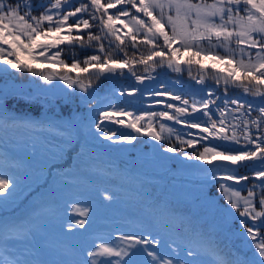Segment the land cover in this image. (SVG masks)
<instances>
[{"label": "trees", "instance_id": "16d2710c", "mask_svg": "<svg viewBox=\"0 0 264 264\" xmlns=\"http://www.w3.org/2000/svg\"><path fill=\"white\" fill-rule=\"evenodd\" d=\"M33 1L31 14L34 16H39L45 7L54 2L31 0ZM3 2L7 4L8 0ZM74 3L79 6L78 0H74ZM109 11L115 12L116 9ZM71 23L70 18L69 24ZM114 26L121 29L122 35L126 33L122 23L114 22ZM166 30L170 34V29L166 27ZM66 31L65 29L60 36L63 37ZM91 31L95 33L97 28L93 27ZM56 38L53 35V39ZM125 40V47L131 58L134 50L127 37ZM37 43H51V40L41 37ZM159 43H163L162 39ZM203 43L207 47V42ZM60 47L64 49L61 59L69 68L54 64L45 65L44 70L84 78L86 73L70 70L73 52L76 59L83 60L92 54V49L81 50L79 46L67 43ZM138 47L136 59H139L140 53L147 55L144 45ZM215 51L223 54L221 49ZM120 55L123 56L122 53ZM21 59H26V54H21ZM156 59L158 62L159 58ZM188 61H192L191 65ZM173 63L180 66V72L168 68L165 59L164 66L157 64L154 71L149 67L145 72L142 65H136L135 76L128 69H124L122 73L118 70L107 79L94 81L87 92L74 86L61 94L58 90L55 92L48 88L47 83L39 76L17 72L0 61V108L13 118L53 123L61 129V134L55 139L50 131L39 127L34 131L10 127L0 129V175L10 176L19 184L16 195L0 205V221L17 224L23 222V226L31 230V235L26 239L11 241L7 246L0 245V259L19 258L30 264H84L88 259L87 253L94 251L97 244L119 245L121 242L118 237L123 234H150L149 238L160 241L156 251L167 257L176 255L173 249L181 256L185 255L188 247L199 246L203 249L212 239L251 255V251L245 246L244 237L238 233L239 220L242 218L235 209L231 210L235 219L228 215V203L213 195L218 193L219 180H213L210 172L206 171L214 169L217 163H225L229 167L232 165L221 161H213L210 165L187 158L202 151L204 145L227 142L209 137L208 140L198 142L195 148L181 145L177 135L185 140H198L204 134L199 129H188L183 123L174 124L160 117L153 118L152 124L157 132L161 125L165 126L161 133L162 140H154L152 136L142 134L148 127L146 121H141V133L106 122L101 128L108 127L111 132L116 133L108 141L100 140L102 132H107L108 129L103 128L98 133L94 126V122L98 120L97 110H112L110 106L139 116L154 111L174 114V110L166 105H182L180 101L172 100L171 94L181 95L191 103L193 100L199 102L208 98L207 93L211 91L215 93L213 99L218 96L222 100L225 86L223 80L217 84L215 76H226L229 70L235 68L234 63L228 65L211 55L201 53L197 56L193 52L183 51L176 54ZM33 67L36 71L40 70ZM201 70H206L204 82L198 84L196 80L199 79ZM240 75L243 76L242 73ZM137 76L143 77V82L138 81ZM157 77L159 79L155 81ZM33 82L40 85V91L31 94L27 87ZM129 91H133V94L128 95ZM121 92L124 95H120ZM227 97L254 102L260 99L251 95L244 96L242 89L231 86L227 89ZM221 100H217V104ZM211 107L215 110V105ZM194 115L199 117L201 114L198 112ZM120 118L126 120L130 117ZM191 118L181 117L182 120ZM231 119L229 116V120ZM168 128L173 129L172 134L168 132ZM252 131L255 132V129ZM126 138H130L132 142H125ZM168 147H175L176 151L166 152L164 149ZM124 150L130 153L139 150L142 153L127 157ZM239 174H246V170L241 168ZM216 175L219 177L221 173ZM223 182L233 184L236 188L243 187L245 193L253 183L251 179L241 185H235L232 181ZM106 195L111 199H104ZM254 199L259 211V194ZM74 207L87 208L88 216L85 218V228L75 227L69 231V226L82 218L73 210ZM46 218L48 221L44 223ZM248 223L251 224L252 221L249 220ZM256 223L259 224V221ZM47 224L48 229L40 233L41 228ZM263 232L264 229H261L262 234ZM6 235L0 229V240Z\"/></svg>", "mask_w": 264, "mask_h": 264}, {"label": "snow or ice", "instance_id": "6c2138e0", "mask_svg": "<svg viewBox=\"0 0 264 264\" xmlns=\"http://www.w3.org/2000/svg\"><path fill=\"white\" fill-rule=\"evenodd\" d=\"M78 3L79 6H75L74 0H54L39 16H34L31 14L33 11L31 0H15V2L8 0L7 4L0 0V45H7L10 49L6 50L0 46V61L10 65L17 72L39 76L45 83L58 79L68 88L79 87L82 92L92 88L94 81L107 79L108 76L115 75L118 70L122 73L124 69H128L135 76L136 65H142L145 72L149 67L154 71L157 64L160 67L164 66L165 59L168 68L180 72L181 68L179 65H174L173 58L181 51L193 52L197 56L201 53L206 56L211 55L228 65L234 63L235 68L229 70L226 76H215L217 84L223 80L225 86V96L222 100L218 96L213 99L215 93L211 91L207 93L208 98L199 102L193 100L191 103L181 95L171 94V99L180 101L182 105L180 107L171 103L166 105L167 108L174 110V114L154 111L139 116L110 106L112 110H97L98 120L94 122V126L100 132L103 131L101 125L109 122L124 125L136 133H141V121H146L148 127L142 134L150 135L154 140H162L161 133L165 130V126L161 125L160 131H155L153 118L160 117L176 124L183 123L186 128L199 129L204 135H200L198 140H185L177 135L181 145L195 148L198 142L208 140L209 137L212 140L227 142L212 146L204 145L203 150L197 151L195 156L187 157L210 165L213 161L230 162L232 167L225 163H217L214 169L206 170L210 172L213 180L232 181L235 185H241L242 182L250 179L253 181L251 187L247 188V196L241 195L243 187L236 188L233 184L219 183V189L229 205L228 215L235 219V214L231 211L235 209L242 218L239 220L240 234L244 237L245 246L251 251V255L234 249L222 241L212 239L203 249L199 246L188 247L184 256L173 249L176 255L167 257L156 251L160 241L149 238L150 234H123L118 237L121 242L119 245L97 244L94 251L87 253L88 259L84 264H264V234L261 233V229H264V87H262L264 86V0H211V2L209 0H103V2L78 0ZM241 4L245 5L243 9L240 8ZM110 9L116 11L110 12ZM122 17L125 19L121 20ZM70 18L71 24H69ZM117 21L129 31L122 35L121 29L114 26V22ZM93 27L97 28L95 33L91 31ZM166 27L170 29V34ZM65 29L67 31L61 37L60 34ZM53 35L57 38L53 39ZM41 37L51 40V43H37ZM125 37L134 50L131 58L125 47ZM161 39L162 44L159 43ZM203 42H207V47ZM64 43L79 46L81 50L92 49V54L83 60L76 59V54L73 52L70 70L86 73L84 78L80 76L73 78L68 74L44 70L46 64L69 68V65L61 59L64 49L60 45ZM174 44L179 46L173 47ZM138 45L147 48V55L140 53L139 59H136V53L139 52ZM216 49H221L223 54L215 51ZM252 50L255 52L253 53ZM121 53L123 56L120 55ZM21 54H26V59L22 60ZM156 58H159L158 62ZM191 63L192 61H188L189 65ZM33 66L40 70H34ZM90 69L93 71H89ZM205 71L201 70L196 83L204 82ZM241 73L243 76L240 75ZM189 74H191L190 70ZM136 78L143 82V77ZM229 86L242 89L244 96L251 95L260 99L255 102L241 98L229 99L227 97ZM133 91H129L128 95H132ZM120 95H124V92ZM217 100H221V103L217 104ZM213 105L215 110L211 107ZM189 108H191L190 112ZM198 112L201 115L196 117L194 114ZM253 113L256 115L254 116ZM117 116L132 119L126 123L123 119H114ZM229 116L232 117L231 120ZM181 117L192 118L182 120ZM5 127L33 131L39 127L50 131L54 139L61 134V129L53 123L16 119L0 108V129ZM253 129L255 132L252 131ZM168 132L172 134L173 129L168 128ZM114 135L115 132L111 135L104 133L103 138L112 140ZM125 142L131 143L132 140L126 138ZM230 144L239 147H231ZM164 150L175 152L176 148L168 147ZM241 168L246 170V174H239ZM216 173L221 175L217 177ZM18 187L17 180L0 175V205L14 197ZM258 194L259 211L253 204ZM104 199L110 200L111 197L106 195ZM73 210L82 218L70 225L68 230L72 231L75 227L85 228L88 209L74 207ZM249 220L252 221L251 224L248 223ZM256 221H259V224ZM0 229L7 233L6 237L0 240L2 246H7L11 241L26 239L31 235V230L26 229L23 222L17 224L0 221ZM113 257L116 259H111ZM0 264H30V262L14 258L0 259Z\"/></svg>", "mask_w": 264, "mask_h": 264}, {"label": "rangeland", "instance_id": "374dc122", "mask_svg": "<svg viewBox=\"0 0 264 264\" xmlns=\"http://www.w3.org/2000/svg\"><path fill=\"white\" fill-rule=\"evenodd\" d=\"M102 2H103V0H102ZM209 2H211V0H209ZM32 3V8H33V3H34V1L33 2H31ZM37 7V6H36ZM245 7V5H243V4H241L240 5V8L241 9H243ZM111 10V9H110ZM133 12H134V10H133ZM243 14V13H242ZM137 15H142V14H137ZM129 31V29L128 28H126V29H124V32H128ZM1 46H3L6 50H10V49H8V46L7 45H1ZM47 65V64H46ZM47 66H49V65H47ZM69 75V74H68ZM157 79H159V77H157V78H155V80H157ZM30 84V83H29ZM47 87L48 88H51V89H53L55 92H57V90L62 94V93H64V91H66L67 90V85H65L62 81H57V80H53L51 83H47ZM40 85L39 84H35L34 82L31 84V85H29V87H27L28 88V90H29V92L31 91V94H33V93H37V92H39L40 91V87H39ZM114 119H117V120H120V119H122V118H120V116H117V117H114ZM132 118L130 117V118H128V119H126L125 120V122L127 123V122H129L130 120H131ZM124 120V119H123ZM120 127H125L124 125H121V124H118ZM103 128H107L108 129V131L106 132V130H104L103 132H102V135L104 136V133H108V134H110L111 135V131L109 130V128L108 127H103ZM102 128V129H103ZM98 132V131H97ZM101 132V131H100ZM100 132H98V133H100ZM103 136H102V138H100V140L102 141L104 138H103ZM103 141H108V140H103ZM129 149H131L130 147H128ZM142 152L141 151H139V150H134V153H130V152H128V151H126V150H124V155L125 156H127V157H129V156H131V155H133V156H139L140 154H141ZM221 182H223V181H219L218 183H217V185L219 186V183H221ZM224 183V182H223ZM218 186H217V189H218ZM218 193H216V194H213L214 196H217V197H219V199L220 198H222L224 201L223 202H225V203H227V201H226V199L224 198V194L220 191V189L217 191ZM241 195L242 196H247V193H245L244 191H242L241 192ZM253 204H254V207L255 208H257V205L255 204V199L253 200ZM257 211H258V209H256ZM48 221V218H46V219H44V223L45 222H47ZM48 225L49 224H47L44 228L42 227L41 228V230H40V233L42 232V231H44L45 229H48ZM39 233V234H40ZM238 233H240V232H238ZM263 234H264V232H263ZM57 251H58V249H57ZM189 259H191V258H189Z\"/></svg>", "mask_w": 264, "mask_h": 264}, {"label": "water", "instance_id": "95a60500", "mask_svg": "<svg viewBox=\"0 0 264 264\" xmlns=\"http://www.w3.org/2000/svg\"><path fill=\"white\" fill-rule=\"evenodd\" d=\"M155 81H157V80H155ZM170 122L174 123L173 121H170ZM174 124H176V123H174Z\"/></svg>", "mask_w": 264, "mask_h": 264}]
</instances>
